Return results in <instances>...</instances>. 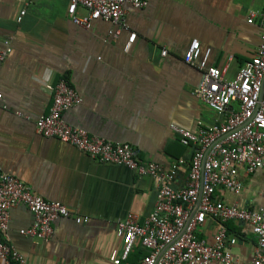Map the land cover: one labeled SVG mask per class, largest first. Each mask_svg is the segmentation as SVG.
Returning a JSON list of instances; mask_svg holds the SVG:
<instances>
[{
    "label": "crops",
    "instance_id": "1",
    "mask_svg": "<svg viewBox=\"0 0 264 264\" xmlns=\"http://www.w3.org/2000/svg\"><path fill=\"white\" fill-rule=\"evenodd\" d=\"M147 1L143 9L124 6L130 33L137 35L125 51L129 32L114 38V25L102 20L90 29L74 25L68 0H0V50L11 49L0 62V173L70 213L53 224V237L44 243L21 234L32 226V213L24 206L11 210L10 244L28 264H121L117 223L131 213L142 222L158 198L151 177L102 163L37 132L36 122L52 107L49 83L64 78L81 96L82 104L64 113L71 127L129 144L142 163L165 172L177 164L172 186L180 189L189 182L194 150L179 142L171 125L197 132L223 120L195 95L203 71L199 63H186L185 53L198 40L203 51H211L208 66L228 65L227 78L233 79L257 52L262 30L248 19L263 9L264 0ZM239 177L244 185L239 197L219 189L216 199L242 208L263 205L264 173L240 169ZM77 217L89 222L77 224ZM227 228L237 239L230 247L232 264H252L251 230L235 221ZM216 229L208 218L197 232L212 243ZM146 254L135 250L129 262L138 264Z\"/></svg>",
    "mask_w": 264,
    "mask_h": 264
},
{
    "label": "built area",
    "instance_id": "2",
    "mask_svg": "<svg viewBox=\"0 0 264 264\" xmlns=\"http://www.w3.org/2000/svg\"><path fill=\"white\" fill-rule=\"evenodd\" d=\"M68 2L67 13L74 25L90 29L95 21L102 20L114 25L115 29L110 31L114 38L131 32L125 20L126 4L136 9L148 5L147 0ZM79 9L86 14L79 15ZM25 14V10L20 13L19 22ZM255 21L262 30L257 52L233 79L227 78L228 65L208 66L211 51H203L198 40L192 41L185 53V62L199 63L203 71L195 95L223 120L197 132L171 125L179 142L194 150L189 182L180 189L172 186L177 164L165 172L155 163H142L129 144L107 141L71 127L64 113L82 104L81 96L64 78L54 85L48 84L52 107L47 116L36 122L40 135L58 139L102 163L124 166L156 182L158 198L154 211L142 222L138 215L131 213L117 223L116 237L123 241L121 264H131L129 260L135 250L147 252L138 264H232L230 247L237 239L227 228L230 221L248 226L256 239L252 264H264V204L258 208H242L215 197L219 189L236 197L243 193L240 169L247 175L256 171L264 173V7L250 13L248 23ZM136 37L135 33H130L125 51L130 50ZM10 52L9 48L0 50V62H4ZM166 54L163 50L162 56ZM2 97L0 93V100ZM18 206L26 207L34 218L32 226L21 234L44 243L53 237V224L70 215L62 203L38 197L18 178L0 173V260L4 264H28L8 237L10 212ZM208 218L217 223L212 243L199 237L197 232ZM75 221L87 224L89 217H77Z\"/></svg>",
    "mask_w": 264,
    "mask_h": 264
},
{
    "label": "trees",
    "instance_id": "3",
    "mask_svg": "<svg viewBox=\"0 0 264 264\" xmlns=\"http://www.w3.org/2000/svg\"><path fill=\"white\" fill-rule=\"evenodd\" d=\"M133 264V263H132Z\"/></svg>",
    "mask_w": 264,
    "mask_h": 264
}]
</instances>
